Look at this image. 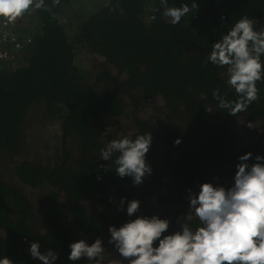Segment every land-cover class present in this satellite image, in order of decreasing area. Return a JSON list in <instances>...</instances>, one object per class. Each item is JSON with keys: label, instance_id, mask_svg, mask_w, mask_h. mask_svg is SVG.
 <instances>
[{"label": "trees", "instance_id": "16d2710c", "mask_svg": "<svg viewBox=\"0 0 264 264\" xmlns=\"http://www.w3.org/2000/svg\"><path fill=\"white\" fill-rule=\"evenodd\" d=\"M72 2L45 0V7L34 8L35 31L23 30L31 42L0 69V163L6 165L21 150L26 127L41 129L51 120L59 128L51 163L25 159L12 167L18 183L41 190L38 207L19 184L0 173V258L7 255L15 264H41L28 252L33 241L40 242L42 251H56V264H72L64 217L89 236V244L103 238L106 254L115 257L107 243V219L85 205L93 195L118 199L110 221L117 227L135 218L128 217L127 204L117 210L122 197L139 199L136 215L151 216L158 213L151 203L157 195L176 209L171 231L188 215L195 228L199 221L189 212L188 190L198 194L206 182L231 187L240 155L252 152L249 163L264 155V129L257 134L256 127L264 125V80L257 82L259 98L246 112L231 116L213 97L219 90L228 101L238 99L227 84V68L205 63L212 44L242 16L257 19V30L264 29V0H198L199 11L175 26L163 16L160 0H108L84 18L71 9ZM181 2L168 0V6ZM68 11L79 19L70 31L62 20ZM80 53L91 59L88 67L80 63ZM152 103L160 110L148 117L142 110ZM106 116L116 123L125 117L129 138L152 133L147 160L153 172L142 185L134 187L130 177H118L114 162L100 158L118 133L108 130ZM249 121L254 128L247 126ZM237 122L246 124L243 136L250 138L245 143L238 144L229 129Z\"/></svg>", "mask_w": 264, "mask_h": 264}, {"label": "clouds", "instance_id": "9594fccd", "mask_svg": "<svg viewBox=\"0 0 264 264\" xmlns=\"http://www.w3.org/2000/svg\"><path fill=\"white\" fill-rule=\"evenodd\" d=\"M59 3L60 0H53L54 5ZM160 4L163 16L173 26L200 7L198 0H191L190 4L182 0L180 6L171 7L168 0H160ZM42 7H45V0H0V17L7 23H14L30 9ZM151 18L154 21L157 17ZM221 21L226 22L227 17L221 16ZM258 23L248 16L236 20L212 44L205 61L227 68V84L235 90L238 99L228 101L221 97L219 90L213 92V97L219 108L227 110L231 116L246 112L259 98L257 82L264 80V29L257 30ZM247 126L254 128L251 121ZM152 142L151 132L135 138L122 133L121 138L101 150L100 158L114 162L118 177H130L133 186H139L153 172L147 160ZM174 143L179 145L181 140ZM114 154L118 155L113 161ZM252 159V152L238 157L231 187L206 182L199 185L198 194L188 190L189 212L198 219L199 226H190L192 215H188L179 218L180 226L171 231L169 218H161L159 214L136 215L141 211V201L122 197L117 210H124L127 204L128 217L135 218L119 227L109 226L107 243L116 256L106 254L104 240L98 237L91 244L87 239L70 243L67 260L72 264L80 261L85 264H264V155H255V162L249 163ZM101 167L110 170L108 166ZM112 199L109 197V202ZM28 252L41 264H56L59 260L56 251H42L38 241L30 243ZM0 264L15 262L5 255L0 258Z\"/></svg>", "mask_w": 264, "mask_h": 264}, {"label": "rangeland", "instance_id": "374dc122", "mask_svg": "<svg viewBox=\"0 0 264 264\" xmlns=\"http://www.w3.org/2000/svg\"><path fill=\"white\" fill-rule=\"evenodd\" d=\"M105 1L108 0H73L71 9H75L76 13L78 12L81 18H84L87 14L94 12L98 7L101 6ZM72 11H68L65 13V15L62 16L63 23L68 31L74 30L78 27V21L79 19L75 16H72ZM72 16V17H71ZM17 27H19V30L22 34H24L23 30L28 29L30 27V30L33 32L35 31V24L36 20L34 17V8L30 9L28 12L23 14L21 17H18L17 20L14 22ZM29 33V32H28ZM81 55V56H80ZM79 61L80 63L84 62L86 66L88 67L89 63L91 62V59H87L89 56H84L83 53H80ZM161 101V100H160ZM159 101V105L160 102ZM158 103H152L147 104L145 108H143V112L146 116H155L159 112L158 110ZM131 107V106H130ZM128 111H131V108L128 109ZM41 113L37 114L36 117H41ZM105 122L107 123L108 130H117L116 139L121 138V134L128 136L129 133H131L130 130V123L128 120H125V117L118 119V123L114 119H112L110 116L105 117ZM43 128H28L26 127L25 133V139L24 143L22 145L21 150L11 156L6 161V165L0 163V173L2 172V176L4 179H8L9 181L13 183L19 184L23 190L27 193L28 199H30L34 205V207H38L39 205V196L41 193V190H35L30 187H27V185L22 186L20 183H18L16 177L14 176V172L12 170V167L15 166L16 163L19 161H23L25 159H34L35 162H38L40 164L45 163H51L52 157L54 154V146H55V139L56 135L59 132L58 124L55 122H52L51 120H46L42 123ZM260 126V129L258 130L257 134L260 133L264 129V125L256 124V127ZM39 127V126H38ZM230 131L234 132L238 136V144L245 143L248 141L250 136H243L244 130H246V124L244 122L240 123H234L229 126ZM33 135V136H32ZM257 138V137H256ZM158 194V192H157ZM156 197V196H155ZM112 201L109 202V198H99L97 195L90 196L85 199V205L89 212H94L97 214L102 215L107 219V225H105V230L109 226L110 221L114 219L115 216V210L117 205V199L115 197H112ZM63 205V213L66 214V207L65 203L66 201H63L61 199L60 201ZM155 203V202H154ZM103 208V211H100V208ZM175 209V208H174ZM173 205L168 203H163L161 201H158L157 204V210L158 213L161 216V218H169L171 221L175 220L177 221V213L176 209L174 212ZM41 218L37 219L35 223H40ZM109 222V223H108ZM64 224L65 228L69 232V241L70 243L74 241H78L80 239H87L89 236L82 235L79 228L75 229L73 226V222L68 217H64ZM111 225V224H110ZM42 228V227H41ZM80 261L78 264H81Z\"/></svg>", "mask_w": 264, "mask_h": 264}, {"label": "built area", "instance_id": "2783aa9c", "mask_svg": "<svg viewBox=\"0 0 264 264\" xmlns=\"http://www.w3.org/2000/svg\"><path fill=\"white\" fill-rule=\"evenodd\" d=\"M31 40V35L22 34L15 23H7L0 17V69L3 67L2 63L14 57Z\"/></svg>", "mask_w": 264, "mask_h": 264}, {"label": "flooded vegetation", "instance_id": "af4514ba", "mask_svg": "<svg viewBox=\"0 0 264 264\" xmlns=\"http://www.w3.org/2000/svg\"><path fill=\"white\" fill-rule=\"evenodd\" d=\"M117 199V198H116ZM152 199V201H151V203H152V205L155 207V209H157V204H158V201H160V199H158V196L156 195V197H154V198H151ZM117 202H118V199H117ZM155 202V203H154ZM174 205V204H173ZM91 213H93L94 215H98L97 213H94V212H92L91 211ZM156 214V213H155ZM100 215V214H99ZM106 225V224H105ZM112 225V224H111ZM109 226H110V224H109ZM109 226L107 227V231H108V229H109Z\"/></svg>", "mask_w": 264, "mask_h": 264}]
</instances>
